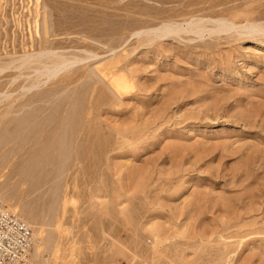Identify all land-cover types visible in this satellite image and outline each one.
<instances>
[{"label":"rangeland","instance_id":"rangeland-1","mask_svg":"<svg viewBox=\"0 0 264 264\" xmlns=\"http://www.w3.org/2000/svg\"><path fill=\"white\" fill-rule=\"evenodd\" d=\"M0 202L35 264H264V0H0Z\"/></svg>","mask_w":264,"mask_h":264},{"label":"built area","instance_id":"built-area-1","mask_svg":"<svg viewBox=\"0 0 264 264\" xmlns=\"http://www.w3.org/2000/svg\"><path fill=\"white\" fill-rule=\"evenodd\" d=\"M32 225L0 202V264H35Z\"/></svg>","mask_w":264,"mask_h":264},{"label":"bare ground","instance_id":"bare-ground-1","mask_svg":"<svg viewBox=\"0 0 264 264\" xmlns=\"http://www.w3.org/2000/svg\"><path fill=\"white\" fill-rule=\"evenodd\" d=\"M42 10V9H41ZM47 29H48V27L46 26V31H47ZM37 53V52H36ZM69 61V60H68ZM62 62V61H61ZM61 62H59V63H61ZM26 63V62H25ZM59 63H56L57 64V71H59V70H62L64 67H66V65L68 64L65 60H64V62H62L61 64H59ZM29 65V64H28ZM25 66V65H24ZM23 66V67H24ZM27 66V65H26ZM25 66V67H26ZM4 69V68H3ZM57 75V72H55V73H53L51 76H56ZM50 77V76H49ZM112 81H113V86L114 87H117L119 90H122V88H124L125 87V85H124V83H122V85H121V83H119L118 84V81H117V79L116 78H114V79H112ZM116 81H117V83H116ZM35 232V231H34Z\"/></svg>","mask_w":264,"mask_h":264}]
</instances>
